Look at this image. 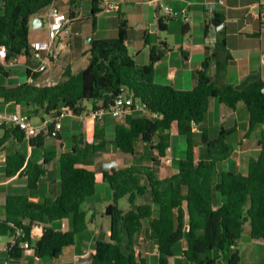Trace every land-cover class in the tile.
I'll return each mask as SVG.
<instances>
[{
  "label": "trees",
  "instance_id": "1",
  "mask_svg": "<svg viewBox=\"0 0 264 264\" xmlns=\"http://www.w3.org/2000/svg\"><path fill=\"white\" fill-rule=\"evenodd\" d=\"M0 9V46L8 50V57L30 52V21L49 7L54 0H2ZM99 0H93V13L100 12ZM171 17L159 19L160 29L166 30ZM223 17L216 15L212 24L219 26ZM207 26L206 30L209 31ZM118 37L93 40L89 64L74 75L69 70L64 80L47 86L24 82L0 86V103L26 108L30 117H48L68 110L76 115L87 110L108 108L118 95L126 91L147 112L159 115L153 119L146 114L128 115L123 124L115 126L111 141L98 125L86 135H75L71 148L44 157L49 164L58 157L60 192L56 198L38 199L34 192L46 170L22 149L6 157L5 175L27 176V193L6 197L0 209V237L14 241L8 245L10 259L23 257L25 243H29L36 259L59 260L65 248L75 245L78 235L88 230L87 198L96 194L98 172L90 165L112 143L125 154H135L139 139L161 157L170 146L174 124L177 133L186 139V149L177 161L178 172L158 178L147 167H112L102 169L104 183L109 184L113 199L105 215L111 220L109 240H97L94 253L85 264H147L134 249L136 236L146 233L157 242V264H172L176 246L186 242L183 257L190 264H241L238 242L249 226L252 240L264 245V140L256 157L248 161L246 173L223 171L218 166L228 161L234 147L228 139L235 130L221 128L216 138L201 128L204 146L196 158L194 124L200 127L209 111L212 99L236 108L244 103L249 113V132L264 125V81L258 80L240 89L232 85L218 86L209 75L211 60L206 58L198 72L194 89L179 90L156 80L155 64L164 52L159 47L150 49V62L139 65L130 55L127 40L128 20L121 16ZM100 122V121H98ZM0 152L15 139L25 141L18 128L0 127ZM159 136L160 142L157 141ZM48 136V135H47ZM264 137V134H263ZM43 134L29 139L37 148L44 145ZM57 139H61V134ZM218 174V177H215ZM151 194V203L138 204L139 198ZM127 197L130 208H120ZM157 209V211H155ZM94 217V215H92ZM64 219L72 221L71 229L62 231L54 225ZM147 224V226H146ZM42 226V235L33 239V228ZM252 264H264L257 262Z\"/></svg>",
  "mask_w": 264,
  "mask_h": 264
},
{
  "label": "crops",
  "instance_id": "2",
  "mask_svg": "<svg viewBox=\"0 0 264 264\" xmlns=\"http://www.w3.org/2000/svg\"><path fill=\"white\" fill-rule=\"evenodd\" d=\"M114 1L118 8L113 12L102 11V5L99 1L98 7L101 11L94 15L93 0H55L54 6L60 12L72 18L68 34L60 35L57 41L58 59L49 66L46 72L34 75L32 73L37 69L40 61L33 56L32 49L28 54L19 56L17 67L5 69L1 67L0 63V73L5 75L8 81L15 80L14 84L0 86H13L28 82L31 76L34 79L32 84L38 86L55 85L64 80V73L67 70L74 75L80 73L89 64L88 52L93 40L118 37V24L121 16H124L129 24L127 40L129 52L131 51V44L135 48L145 45L151 49L157 46L164 52L163 58L155 64L156 80L161 84L178 87L179 90L194 89L198 82V72L206 58L211 60L209 75L213 83L218 86L232 85L243 89L255 81H264V0H163L161 4L170 6L177 11L183 8L188 9L186 16L171 17L167 29L164 31L160 29L159 19L170 16L166 13L161 14V12H165L164 9L156 8L152 4L153 0ZM2 5L3 1L0 0V9ZM48 13L49 7L32 17L29 34L30 46L38 42L49 41L50 18ZM216 15L223 17V22L219 26H213L212 24ZM38 16L43 17L44 26L35 28L33 19ZM207 26L210 27L209 31L206 30ZM162 33L166 34L167 37L163 39ZM170 35L175 36L173 41L169 39ZM87 36L92 37L90 44L84 42ZM130 55L135 60L136 55L131 52ZM21 73L26 75L24 81L19 80ZM243 104L239 103L234 109L220 103L217 99L211 100L204 122L200 127H194L197 159L200 158L204 148L201 128L208 129L211 138H216L222 127L234 129L235 144L230 139L228 141L235 150L232 157L223 164H225V171H234L235 169L237 172L246 173L249 159L256 157L262 148L264 125L257 126L250 133L249 113L247 107H245L246 105ZM89 110L87 108V111ZM11 112L26 114V108L14 104L0 103V113ZM135 113L136 111H133L131 115H135ZM45 118L42 117L40 121ZM66 118L70 119L71 126L75 128L72 132L73 136L81 133L86 135L100 123L98 125L104 129L106 136L110 132L112 139L115 126L123 124L126 119V117L115 118L111 115L106 116L100 122L90 117L83 119L76 115H69ZM32 119L33 117H31ZM90 126L91 130L89 129ZM86 128L88 130H85L84 133ZM64 130H66V124L63 123V129L60 133L61 139H55L56 147L53 145L50 148L49 146L46 147L47 142L45 139L47 137H45L44 145L37 148L31 146L28 143L29 139L25 137V141L22 143L15 139L11 140L6 148L0 152V154L6 153L8 145L14 143L18 147L17 149H22L28 158L31 157L46 170V175L40 180L39 189L33 193L38 199H54L60 192L58 157L49 164H44V157L50 156L52 152L59 156L60 153L71 148L72 141L70 146L64 145ZM259 134L260 136H258ZM176 136H178L177 124H174L170 136V146L163 157L159 155L157 149L150 148L148 167L153 170L158 178L169 177L178 172L177 161L183 156V152L182 155L178 154L174 140ZM256 142H258L257 145ZM23 144H28V150L20 148V145ZM147 146L149 145L143 142L141 148L145 149ZM115 150L118 149L112 143H109L106 150L90 165L92 170L98 172V183L103 182L100 174L102 169L122 167L120 158L110 154ZM35 153L38 155L37 157H34ZM7 155L5 154L4 162H6ZM21 193H27V176L5 177V180L0 181V205L4 204L8 195ZM147 196L149 197L147 201L138 199L137 203L140 205L151 203L149 192ZM108 204L106 206L104 203L100 212L95 211L91 215L88 212V219L90 220L88 230L78 235L75 245L65 248L60 259L55 261L59 264H85L95 251L96 241L110 239L111 231L103 223L105 217L109 218L105 215ZM3 217L4 210L0 209V218ZM71 225L72 221L70 219H64L56 223L54 227L66 231L71 229ZM41 235L42 226H35L33 228V239L37 240ZM103 236L106 237L103 238ZM9 239L10 241L5 247L6 251L8 245L14 241L13 238L9 237ZM135 239H137V236ZM23 258H28L30 263H33L34 260L41 261L34 257L32 249H27L21 259Z\"/></svg>",
  "mask_w": 264,
  "mask_h": 264
},
{
  "label": "rangeland",
  "instance_id": "3",
  "mask_svg": "<svg viewBox=\"0 0 264 264\" xmlns=\"http://www.w3.org/2000/svg\"><path fill=\"white\" fill-rule=\"evenodd\" d=\"M111 12V11H109ZM113 12V11H112ZM165 12H161V14H164ZM162 38L164 39L167 37L166 34H161ZM92 37L87 36L84 39V42L89 44V41ZM175 36L170 35L169 39L173 41ZM130 52L135 56V62L139 65H145L149 64L150 62V48L149 46H140V47H134L133 44H131ZM26 79V75L24 73L20 74L19 80L24 81ZM15 80L8 81L6 76L0 73V85H7V84H14ZM165 83V81H163ZM178 89V87H174ZM86 108L91 109V105L89 103H84ZM244 105V104H243ZM246 107V106H245ZM143 112L136 111L135 115H141ZM42 116L39 117H33L32 122L33 123H39ZM62 122L66 124V130L63 132L64 137V145L70 146L73 136V131L75 130L74 127L71 126V121L69 118L62 119ZM62 123V124H63ZM91 130V126L89 127ZM88 130L87 128L84 129ZM2 134V131L0 130V135ZM83 135V133H81ZM45 137H47L46 140V147L49 146V148L53 145H56V140L54 138H51L47 136V134H43ZM112 134L109 132L106 136L107 140L112 139ZM260 136V134L258 135ZM230 141L235 144L236 136L234 134L230 135L229 137ZM178 154L182 155V152L186 149V139L182 136H176L174 138ZM48 144V145H47ZM256 145L258 142L255 143ZM143 146V142L141 139L137 142V152L135 154H125L121 152L120 150H115L114 152H111L115 157L120 158L122 162V167H128V166H136V167H147L149 168V158L148 154L151 153V149L149 146L145 147V149L141 148ZM56 147V146H55ZM18 147L14 143H10L6 149V153L0 154V181L5 180V162L4 157L5 154H9L16 150ZM20 148H23L25 150H28V144L20 145ZM255 154V153H254ZM38 155L35 153L34 157H37ZM225 164L221 163L218 166V173H222L225 171ZM234 172H237L234 169ZM219 175L216 174L215 177H218ZM44 189V188H42ZM113 199V192L109 186V184L104 182H99L97 184V192L95 195L87 198L85 204H84V210L89 212L90 215L93 214L95 211L100 212L102 210L103 204L105 203L106 206L109 202H112ZM141 201H147L149 197L145 198H139ZM120 208L127 209L130 208L129 200L127 197L123 198L119 202ZM106 208V207H105ZM104 208V211L106 210ZM104 226L108 227V230H110V220L109 218L105 217L104 220ZM147 225V224H146ZM106 237V236H105ZM103 236V238H105ZM81 240V239H79ZM89 240V239H87ZM10 239L9 237H1L0 239V264H59V262L51 259H45L41 261L34 260L33 263H30L28 258H23L21 260H13L10 259L8 256V252L5 250V247L9 243ZM186 248V242L182 241L176 246V255L172 258V264H187V260L183 257V250ZM135 251L142 255L147 260V264H157V242L151 240L148 238L146 233H141L137 236L136 242H135ZM238 249L241 257V264H252L257 262H263L264 261V245L259 243L258 241L252 240L249 236V226L247 225L245 228V233L242 236V238L238 242Z\"/></svg>",
  "mask_w": 264,
  "mask_h": 264
},
{
  "label": "built area",
  "instance_id": "4",
  "mask_svg": "<svg viewBox=\"0 0 264 264\" xmlns=\"http://www.w3.org/2000/svg\"><path fill=\"white\" fill-rule=\"evenodd\" d=\"M55 1V0H54ZM54 1L49 6V41L38 42L31 45L33 56L36 57L40 64L34 70L32 75L36 73H44L48 70L49 66L58 59L59 49L57 41L60 35H66L69 32V25L72 18L60 12L55 6ZM102 5V11H114L118 8L114 0H99ZM163 0H153L152 4L156 8L164 9L165 13L170 17L186 16L188 9L183 8L180 11L173 9L170 6L161 4ZM223 3V1H221ZM0 63L1 67L11 69L19 65V56L8 57V50L5 46H0ZM29 83H34L31 76ZM133 111H141L147 116L157 119L159 117L156 113H149L146 109L137 104L134 98L126 91L122 92L116 97L113 104L108 108H91L89 111H84L80 115H76L68 110H63L56 115H51L35 124L32 122L31 117L25 113L11 112L0 113V127L18 128L21 130L25 137L28 139L35 138L41 134H47L49 137L57 139L63 129L62 119L69 115H76L83 119L90 117L95 121H102L106 116L111 115L115 118H122L131 115ZM25 249H30L29 243L24 244Z\"/></svg>",
  "mask_w": 264,
  "mask_h": 264
},
{
  "label": "water",
  "instance_id": "5",
  "mask_svg": "<svg viewBox=\"0 0 264 264\" xmlns=\"http://www.w3.org/2000/svg\"><path fill=\"white\" fill-rule=\"evenodd\" d=\"M33 26H34L35 28L43 27V26H44V19H43V17H40V16L35 17V18L33 19ZM91 42H92V39H90L89 44H90ZM194 127H196V124H194ZM156 139H157L158 142L161 141L158 135H156ZM109 205H110V203L108 204V206H109Z\"/></svg>",
  "mask_w": 264,
  "mask_h": 264
}]
</instances>
